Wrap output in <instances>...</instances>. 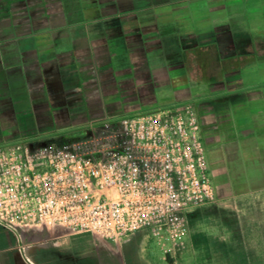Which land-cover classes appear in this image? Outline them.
<instances>
[{"label":"crops","instance_id":"1","mask_svg":"<svg viewBox=\"0 0 264 264\" xmlns=\"http://www.w3.org/2000/svg\"><path fill=\"white\" fill-rule=\"evenodd\" d=\"M168 37L181 60L164 68ZM161 78L171 90L155 108L196 105L214 204L239 233L191 240L177 264H264V0H0V141L39 103L78 123L85 96ZM143 232L110 241L0 224V264H159Z\"/></svg>","mask_w":264,"mask_h":264},{"label":"built area","instance_id":"2","mask_svg":"<svg viewBox=\"0 0 264 264\" xmlns=\"http://www.w3.org/2000/svg\"><path fill=\"white\" fill-rule=\"evenodd\" d=\"M215 202L189 104L91 123L61 145L0 147V224L120 241L146 232L162 260L185 249L184 214Z\"/></svg>","mask_w":264,"mask_h":264},{"label":"rangeland","instance_id":"3","mask_svg":"<svg viewBox=\"0 0 264 264\" xmlns=\"http://www.w3.org/2000/svg\"><path fill=\"white\" fill-rule=\"evenodd\" d=\"M164 46L161 50L163 56H156L163 59L168 51L174 53L173 59L164 61L163 67H168L173 62L181 60V57L176 54L178 47L175 46V41L168 37L163 40ZM123 57L117 59L118 66H123ZM125 84V83H124ZM121 87L122 89H116L113 91L110 88H104L99 90L98 93H92L89 96H85L82 100L83 110L87 119L81 120L78 123H74L75 118L71 115V110L66 105L61 103H54L52 101L47 103H39L35 106L34 110L29 114H25L21 118L15 120H9L6 123L11 124V129L7 137H4L0 141V147L8 145L25 143L29 147H37L41 145H61L70 141H74L81 138L86 134L88 126L91 123L89 118L96 116H105V121L115 122L123 117L132 116L139 112L145 113L152 109L162 108L163 106L156 107L158 103V97L161 94L170 93V86L166 85L164 79L152 80V82L142 83L134 82L133 86L128 84ZM160 104V102L158 103ZM189 104L196 108L193 102L183 103ZM181 104V105H183ZM164 106V107H172ZM179 106V105H177ZM206 151V150H205ZM208 174L211 177V170L209 167V159L206 152ZM210 204L201 208L193 209L184 214L185 225L187 228V240L185 249L175 254L167 256V262L171 261V264L180 263L179 254L182 252L186 257L190 256L191 252L188 248V244L191 240L197 238H208V235L216 236L219 238L237 236L238 230L233 228L232 231L226 230L232 226V217L225 211L224 205ZM208 208L211 210L208 211ZM224 211L226 213H224ZM141 239L146 240L149 243H154V240L150 236L143 232L140 236ZM156 245V244H155ZM169 263V264H170ZM161 264V261L160 263Z\"/></svg>","mask_w":264,"mask_h":264},{"label":"trees","instance_id":"4","mask_svg":"<svg viewBox=\"0 0 264 264\" xmlns=\"http://www.w3.org/2000/svg\"><path fill=\"white\" fill-rule=\"evenodd\" d=\"M185 57H186V56H185ZM189 66H190V65H189ZM190 67H191V68H190ZM190 67H189V68L192 69V66H190ZM190 69H189V71H191Z\"/></svg>","mask_w":264,"mask_h":264}]
</instances>
